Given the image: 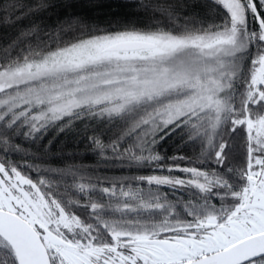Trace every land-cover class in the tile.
<instances>
[{"label":"snow or ice","instance_id":"6c2138e0","mask_svg":"<svg viewBox=\"0 0 264 264\" xmlns=\"http://www.w3.org/2000/svg\"><path fill=\"white\" fill-rule=\"evenodd\" d=\"M209 3L131 0L144 27L73 16L0 47V264H264V0ZM20 7L0 0L6 23L54 5ZM77 121L119 124L97 154L153 174L22 146ZM174 137L199 155L162 154Z\"/></svg>","mask_w":264,"mask_h":264},{"label":"trees","instance_id":"16d2710c","mask_svg":"<svg viewBox=\"0 0 264 264\" xmlns=\"http://www.w3.org/2000/svg\"><path fill=\"white\" fill-rule=\"evenodd\" d=\"M5 4L14 3L21 7L12 15L15 17L27 8L36 5L37 0H4ZM54 7L39 16L25 15L15 23H6L5 14L0 10V47L8 44L15 39L18 33L32 25L34 22L40 26H55L57 22L64 21L69 17H78L88 24L97 25L101 29L112 27L119 28L121 25L144 27L146 18L139 9L130 5L131 0H52ZM210 7L209 0H202L201 7L197 9L202 16L208 14ZM219 17L216 16V19ZM121 132L119 124H106L100 127L92 122H75L71 130L64 132L50 131L45 137L38 141L35 146L24 142L22 146L30 154L42 157L48 163L44 164L41 160L35 163L42 167H69L75 166L87 171L92 176H107L110 179H121L132 175L153 174L147 169L133 171L123 165L119 160L107 153L106 158L98 155V150L91 144L90 137L97 136L105 144L110 143ZM179 137H174L163 143L162 154L184 155L194 157L199 155V145H192L181 141L177 143ZM38 149H41L38 151ZM24 161L21 160L20 163ZM33 163V161H28Z\"/></svg>","mask_w":264,"mask_h":264}]
</instances>
